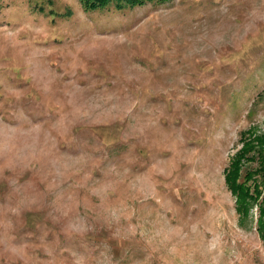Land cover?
I'll return each mask as SVG.
<instances>
[{
    "label": "rangeland",
    "instance_id": "1",
    "mask_svg": "<svg viewBox=\"0 0 264 264\" xmlns=\"http://www.w3.org/2000/svg\"><path fill=\"white\" fill-rule=\"evenodd\" d=\"M248 130L264 0H0V264H264Z\"/></svg>",
    "mask_w": 264,
    "mask_h": 264
},
{
    "label": "trees",
    "instance_id": "2",
    "mask_svg": "<svg viewBox=\"0 0 264 264\" xmlns=\"http://www.w3.org/2000/svg\"><path fill=\"white\" fill-rule=\"evenodd\" d=\"M88 9H100L115 1L116 4H126L129 6L140 5L145 2L167 0H81ZM253 131L242 132L241 146L231 158L229 166L225 171V182L231 193L235 196L236 211L240 216L247 218L251 209L257 206L258 214L256 219V228L259 236L264 242V193L261 185H264V133L253 135ZM252 160H258L259 165L252 169L248 163ZM255 173L261 175L260 181L253 180ZM243 180H240V178Z\"/></svg>",
    "mask_w": 264,
    "mask_h": 264
}]
</instances>
